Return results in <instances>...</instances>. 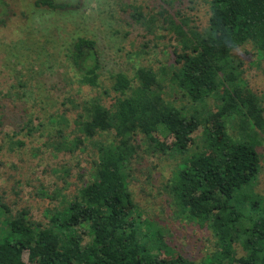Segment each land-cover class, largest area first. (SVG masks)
<instances>
[{"label":"trees","instance_id":"obj_1","mask_svg":"<svg viewBox=\"0 0 264 264\" xmlns=\"http://www.w3.org/2000/svg\"><path fill=\"white\" fill-rule=\"evenodd\" d=\"M174 2L164 1L170 7ZM34 6L59 12L68 4L34 0ZM208 6L202 31L190 27L179 11L173 17L161 8L157 18L127 6L149 35L158 30L171 35L173 62L158 72L140 67L133 80L115 73L111 106L91 99L75 120L79 136L69 144L50 142L55 151L69 153L102 137L91 180L62 211L46 212V223L33 221L25 210L4 217L8 210L1 206L0 264H264V198L253 189L264 107L243 82L242 61L235 55L252 50L264 59V0H211ZM69 48L67 64L78 82L99 87L96 42L78 37ZM167 88L187 98L191 108L167 101ZM210 99L215 113L207 109ZM138 136L152 151L179 156L165 190L175 214L206 228L214 239V252L203 261L175 252L162 227L138 215L127 185Z\"/></svg>","mask_w":264,"mask_h":264},{"label":"rangeland","instance_id":"obj_2","mask_svg":"<svg viewBox=\"0 0 264 264\" xmlns=\"http://www.w3.org/2000/svg\"><path fill=\"white\" fill-rule=\"evenodd\" d=\"M0 1V207L8 210L4 217L25 210L33 221L46 223V212L62 211L76 189L91 180L98 158L96 144L102 137L85 140L80 149L69 153L55 151L50 142L69 144L79 136L75 120L91 99L111 106L116 96L111 90L115 73L133 80L140 67L158 72L173 62L171 35L159 30L149 35L134 22L127 6L140 7L146 16L157 18L161 8L173 17L179 11L190 27L202 31L211 0H175L171 7L165 0H60L68 7L59 12L36 8L34 0ZM78 37L96 42L102 64L97 88L79 83L67 64L69 47ZM247 52L235 54L242 61V80L264 107V59L252 50ZM165 99L177 108H191L187 98L169 88ZM206 103L208 111L215 113V102ZM200 135L201 129L193 138ZM135 143L139 149L127 170V185L138 215L157 222L175 252L197 263L203 261L214 252V239L206 228L179 218L165 190L179 156L152 151L141 136ZM257 152L260 172L253 189L264 198V139ZM236 250L242 255L239 246Z\"/></svg>","mask_w":264,"mask_h":264}]
</instances>
